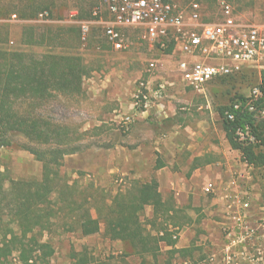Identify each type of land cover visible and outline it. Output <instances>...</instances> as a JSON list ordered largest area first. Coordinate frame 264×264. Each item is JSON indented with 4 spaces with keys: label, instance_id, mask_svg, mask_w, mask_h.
<instances>
[{
    "label": "rangeland",
    "instance_id": "rangeland-1",
    "mask_svg": "<svg viewBox=\"0 0 264 264\" xmlns=\"http://www.w3.org/2000/svg\"><path fill=\"white\" fill-rule=\"evenodd\" d=\"M32 1L43 2L48 8L38 17L28 18L25 8ZM172 1L186 5L192 0ZM200 1L205 19L212 20L218 15L217 0ZM229 1L244 21L264 24V0ZM98 3L99 0H0V49L36 55L75 53L82 56L90 69L83 81L86 84L83 94L56 92L49 100L26 98L16 104L23 113H37L66 126L72 138L70 144L78 147L64 157L59 181L63 199L56 198L55 215L43 232L42 239L54 247L49 264H79L82 258L87 260L86 264H141L143 258L144 264H264V168L250 170L251 181L242 190L250 194V207L242 226L232 218L235 231L231 226L212 229L205 225L207 221L210 225L220 221L213 214L217 209L213 196L203 192L202 178L189 188L187 185L188 173L195 170V163L207 160L226 163L229 155L238 159L229 151L218 108L230 105L239 96L260 94L263 69L245 65L209 82L202 91L194 90L181 79L177 69L179 56L141 41L138 29H123L125 48H113L104 24L92 14ZM74 10H78L76 16L71 15ZM82 21L91 22L86 41L81 39ZM27 26H35V36L43 42L25 43L23 31ZM152 59L158 64L152 75L154 84L172 82L164 97L162 115H155V110L143 113L137 108L129 112L131 121L126 123L124 109L108 98L122 95L132 100L138 80L149 77L146 69ZM108 79L116 81L113 88L96 87ZM9 138L10 145H0V176L5 184L11 178L41 179L42 162L25 147L44 146L21 134ZM197 156L202 159L194 162ZM169 161L179 186L171 189L163 182L162 194L166 198L173 196L182 209L173 219L164 220L154 218L152 207L147 206L142 220L153 233L162 227L171 228L173 220L182 223L181 228L188 230L187 247L173 251L166 241H161L156 256L142 257L134 253L128 241L110 240L104 233V223L91 235L81 234L78 224L84 210H91L94 216L98 211L105 212L118 192L131 188L134 181L155 178L157 164ZM214 232L220 233L221 239L210 237ZM17 256L14 251L2 264H21Z\"/></svg>",
    "mask_w": 264,
    "mask_h": 264
},
{
    "label": "trees",
    "instance_id": "trees-1",
    "mask_svg": "<svg viewBox=\"0 0 264 264\" xmlns=\"http://www.w3.org/2000/svg\"><path fill=\"white\" fill-rule=\"evenodd\" d=\"M46 8L48 6L43 2L32 1L27 4L24 14L36 18ZM23 34L25 43L43 42L36 38L35 26L25 27ZM173 46L169 44L165 51L171 53ZM89 73L88 65L79 54L46 52L36 55L0 49V145H10L9 136L21 134L32 143L44 146L25 147L42 162L41 179L11 178L9 184H5L0 176L1 264L8 261L14 251L21 264H49L54 247L50 241L42 239L43 232L50 227L55 215L56 198L63 199L59 181L64 157L78 150L77 146L70 144L72 138L66 126L48 121L37 113H23L16 104L26 98L49 100L56 92L83 94V81ZM258 88L260 94L239 96L230 105L220 106L218 113L230 147L240 152L245 163L264 168V69L260 73ZM201 159L202 156H197L194 162ZM208 162L200 161L193 167ZM163 164H157L156 168ZM147 206L152 207L154 218L164 220L173 219L182 209L173 196L166 198L162 195L156 179L134 181L131 188L113 197L105 212L98 211L94 216L91 210H84L78 228L83 236H87L98 231L104 223V233L110 240L128 241L139 256H156L161 241L174 246L176 239L168 227L155 233L146 227L142 214ZM172 225L179 227L182 223L173 220ZM86 263L85 258L79 262ZM141 264H144V258Z\"/></svg>",
    "mask_w": 264,
    "mask_h": 264
},
{
    "label": "built area",
    "instance_id": "built-area-1",
    "mask_svg": "<svg viewBox=\"0 0 264 264\" xmlns=\"http://www.w3.org/2000/svg\"><path fill=\"white\" fill-rule=\"evenodd\" d=\"M218 15L205 19L200 0L182 5L172 0H99L93 16L105 26L108 42L117 50L125 48L123 29L139 30L141 41L151 47L166 49L173 44L172 54L179 60L177 69L186 86L197 91L211 81L234 73L248 65L264 69V24L244 21L229 0H217ZM78 10L72 12L76 16ZM105 15V16H104ZM89 21L80 22L83 41L90 34ZM157 61L152 59L146 71L148 78L138 80L133 94L136 108L149 110L164 107V97L172 82L154 84L152 75L157 70ZM126 123L131 116L125 115ZM213 190L209 184L206 193ZM225 200L234 206L232 218L239 226L250 207V194L232 192Z\"/></svg>",
    "mask_w": 264,
    "mask_h": 264
},
{
    "label": "crops",
    "instance_id": "crops-1",
    "mask_svg": "<svg viewBox=\"0 0 264 264\" xmlns=\"http://www.w3.org/2000/svg\"><path fill=\"white\" fill-rule=\"evenodd\" d=\"M235 11L239 14L236 8H235ZM114 83H116L115 80L111 81L110 79H108V80L103 81V83H101L100 85L97 84L96 87H101L103 90H105L103 87L113 88ZM83 89H86V84L84 82H83ZM109 90L106 93H109L110 92ZM116 97L117 98H111L109 96V98L108 97L107 98L112 99V100L114 99L115 100V101L113 100L114 103L120 106L121 109H124L123 113L129 116H132L131 115L132 112L131 113L129 112L133 110L134 111L137 110V108L134 106V103L132 101L133 99L128 100L122 95L116 96ZM163 103H164V100H163ZM164 107H165V103H164ZM164 107H152L149 110H155L154 112L155 115H162V111L164 110ZM149 110H144L143 113ZM229 151L231 152V154L237 155L238 159L236 160L230 157L229 155L227 156L226 163L209 161L208 163L204 165H200L196 167L195 170L190 175H188L190 178L187 179V185L189 188L191 186V183H195L197 179L199 180L201 178L204 180V183L202 185L203 190L207 185L212 184L213 190L209 194L213 196L212 201L214 205L217 206V209L214 210L213 214L218 215V217L220 218V221H216V222L214 221L212 225H210L208 221L204 223L205 225H207L208 227H211L212 229H218L220 225L222 229H229L231 226L232 231H235L236 226L233 222L234 220L232 219V214L234 212V206L230 207L227 201L225 200V198H226V195H229L235 191H239L241 193L244 192L242 191L243 186L245 184L247 185L250 183L251 181L250 170H253L254 167L245 163L241 159V155L238 150H234L230 147ZM169 164H171L170 161L168 163H164L161 167L157 168L156 170V174H155L156 177L154 179L158 181L159 190L161 191V193H163L162 186H161L163 182L168 183L171 189H175V187L179 186V183L177 184L176 182L177 180L176 173L171 170V168L169 167ZM179 202L183 203V199L179 200ZM168 230L173 232V239H176V243L174 246L168 245L166 243L168 247L172 249L177 248L180 250L189 245V241L186 238V234L188 233V230H186L185 228H181V226L173 227V225ZM210 237H213L216 240L221 239L220 233L218 232H214L210 234Z\"/></svg>",
    "mask_w": 264,
    "mask_h": 264
}]
</instances>
